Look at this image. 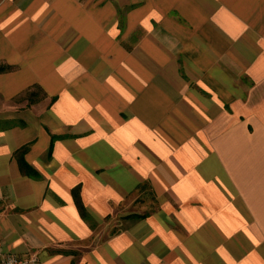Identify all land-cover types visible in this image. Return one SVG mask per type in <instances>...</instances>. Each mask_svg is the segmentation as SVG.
<instances>
[{"label":"crops","instance_id":"crops-1","mask_svg":"<svg viewBox=\"0 0 264 264\" xmlns=\"http://www.w3.org/2000/svg\"><path fill=\"white\" fill-rule=\"evenodd\" d=\"M0 240L264 264V0H0Z\"/></svg>","mask_w":264,"mask_h":264},{"label":"built area","instance_id":"built-area-1","mask_svg":"<svg viewBox=\"0 0 264 264\" xmlns=\"http://www.w3.org/2000/svg\"><path fill=\"white\" fill-rule=\"evenodd\" d=\"M0 264H40V260L35 255L16 256L5 254L0 240Z\"/></svg>","mask_w":264,"mask_h":264},{"label":"rangeland","instance_id":"rangeland-1","mask_svg":"<svg viewBox=\"0 0 264 264\" xmlns=\"http://www.w3.org/2000/svg\"><path fill=\"white\" fill-rule=\"evenodd\" d=\"M27 98H33V100L32 101H36V100H38L39 98H38V95H31V96H28ZM31 100H30V102H32ZM149 192V191H148ZM140 194V193H139ZM143 197V194L142 195H140V197L139 198H137V199H135L136 197L134 196V199H129L128 201H127V204L128 205H131L130 207H129V210L130 211H134V210H136V207L134 206L135 204H137V203H141L144 199H146L147 197L145 196V198H142ZM150 197H148V199H149ZM145 211H149V209L148 208H145ZM118 220L117 219H114L113 218V221H112V223H111V230L112 231H116L117 229H119V227H120V225H121V223H119V222H117Z\"/></svg>","mask_w":264,"mask_h":264},{"label":"trees","instance_id":"trees-1","mask_svg":"<svg viewBox=\"0 0 264 264\" xmlns=\"http://www.w3.org/2000/svg\"><path fill=\"white\" fill-rule=\"evenodd\" d=\"M20 163H21V166H22V168H23L24 171H26L28 174H33V173H32L33 171H31V169H29V168L26 166V163H24L23 159H20ZM77 201H78V205H79V207H80V210H81L82 214H83L84 216H86V212H85V209H84L82 203H81L78 199H77Z\"/></svg>","mask_w":264,"mask_h":264}]
</instances>
